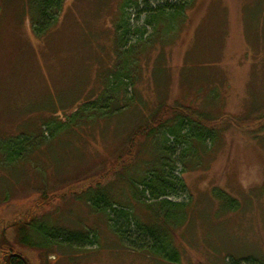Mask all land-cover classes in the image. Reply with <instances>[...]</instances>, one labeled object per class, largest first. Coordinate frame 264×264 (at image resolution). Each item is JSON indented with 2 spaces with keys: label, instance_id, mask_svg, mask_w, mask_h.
<instances>
[{
  "label": "rangeland",
  "instance_id": "rangeland-1",
  "mask_svg": "<svg viewBox=\"0 0 264 264\" xmlns=\"http://www.w3.org/2000/svg\"><path fill=\"white\" fill-rule=\"evenodd\" d=\"M123 1L66 0L57 23L39 34L33 0H0L1 244L9 245L17 235L10 230L3 239L6 220L47 191L63 193L87 172L122 156L130 137L166 106L208 114L221 132L200 167L192 159L185 173L179 163L176 169L185 182L179 201L189 204L187 222L173 232L179 264L264 261V125H259L264 117V0H193L183 25L165 18L160 33L147 29L151 40L138 47L136 83L125 105L116 102L113 114L100 115L93 127L62 132L53 126L51 137L40 140L49 123H67L99 98L123 60L117 42ZM146 17L133 25L142 28ZM133 38L130 45L137 46ZM21 138L31 139L28 159L5 166L3 151ZM169 141L173 145L175 139ZM151 143L143 158L150 163L158 159ZM192 151L194 146L183 158ZM114 183L115 189L123 186ZM215 188L235 199L238 210L224 212L212 194ZM71 196L45 210L52 226L95 232L97 244L53 248L43 264H165L121 246L106 218ZM133 206L142 220L151 218L143 205ZM25 254L38 264L35 252Z\"/></svg>",
  "mask_w": 264,
  "mask_h": 264
},
{
  "label": "trees",
  "instance_id": "trees-1",
  "mask_svg": "<svg viewBox=\"0 0 264 264\" xmlns=\"http://www.w3.org/2000/svg\"><path fill=\"white\" fill-rule=\"evenodd\" d=\"M65 1L33 0V10L37 19L34 25L39 34L57 23V17ZM192 2L193 0H124L120 10V21L117 24L119 33L117 42L118 47L123 48L122 51L119 50L123 54H121L123 60L120 61L118 68H115L116 71L110 74L109 83L104 86L98 95L99 98L87 102L83 106L84 109L69 117L67 123H49L40 140L44 141L46 136L51 137L53 126L62 132L69 130L70 127L86 125L93 127L100 115L108 118L113 114L112 109L116 102L125 105L127 94L136 83L133 73L137 66L138 47L151 40L145 37L147 29L152 28L155 33H160L168 20L183 25ZM142 15L147 16L142 28L133 25L134 19L139 25ZM174 29L176 26H171L170 33ZM135 36L139 44L131 46L130 43ZM173 115L176 116L173 119L175 122L170 123ZM216 121L205 113L179 107H162L152 122L138 129L130 137L128 147L122 156L109 160L103 167L94 169L95 171L87 172L83 178L78 179L80 181L69 185L63 193L50 195L47 191L39 200L29 201L27 208L20 214L6 220L2 234L14 230L17 235L13 241H7L9 245L1 244L0 250L4 251V254L20 253L25 257L27 255L24 250H31L36 254L35 260L43 264L42 258H49L53 248L96 246L95 232L53 227L49 215L46 214L45 210L51 204L62 202L71 194L76 200L83 201L93 213L106 218L108 228L117 236L124 248L165 264H179L181 253L174 243L173 232L187 222L186 211L189 204L179 201L185 191V182L176 175V169L179 163L184 168L181 172L185 173L192 159L200 167L205 158L204 154H208L211 146L215 145L220 137L221 132L218 127L216 129ZM170 124L173 126H169ZM250 125L253 126L249 123L248 126ZM259 125H264V117L260 118ZM170 138L175 139L173 145L169 144ZM35 139L32 140L36 141ZM150 140L158 151L156 152L158 159L152 163L143 159L147 158L150 151L148 145ZM18 141L12 150L3 151L5 166L10 167L28 159L32 148L31 139L21 138ZM191 146H194V151L186 159L183 158L182 154ZM116 181L123 185L118 186L119 190L114 187ZM115 190L118 191L117 194ZM122 194L128 197L125 198ZM212 194L220 202L224 212L238 210V202L226 192L215 188ZM133 203L143 205L151 218L148 221L142 220ZM2 258L0 263L4 264ZM242 260L244 263L258 261L264 264V261L257 258L231 260L230 264H243ZM12 264L23 262L13 259Z\"/></svg>",
  "mask_w": 264,
  "mask_h": 264
},
{
  "label": "flooded vegetation",
  "instance_id": "flooded-vegetation-1",
  "mask_svg": "<svg viewBox=\"0 0 264 264\" xmlns=\"http://www.w3.org/2000/svg\"><path fill=\"white\" fill-rule=\"evenodd\" d=\"M2 237H3V239L5 238V234H2ZM6 239V238H5ZM1 240H0V245H1ZM3 243V242H2ZM27 250V249H26ZM25 251V250H24ZM23 251V252H24ZM5 252L4 251H2V250H0V259L2 258V261L4 262V264H7V262H8V258H9V256L10 255H19V256H21L25 261H23L21 258H19V257H15V258H12L11 259V264H12V260L13 259H19V260H21L22 262H23V264H34L33 262H32V260L31 259H29V258H27V257H25L24 255H22V254H20V253H6V254H4ZM25 253V252H24ZM3 254H4V256H3ZM1 264V263H0ZM39 264V263H38Z\"/></svg>",
  "mask_w": 264,
  "mask_h": 264
},
{
  "label": "water",
  "instance_id": "water-1",
  "mask_svg": "<svg viewBox=\"0 0 264 264\" xmlns=\"http://www.w3.org/2000/svg\"><path fill=\"white\" fill-rule=\"evenodd\" d=\"M15 257H19V258H21L23 261H25L21 256H19V255H10L9 256V258H8V262H7V264H11V259L12 258H15ZM26 262V261H25ZM27 263V262H26Z\"/></svg>",
  "mask_w": 264,
  "mask_h": 264
}]
</instances>
